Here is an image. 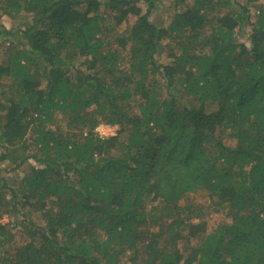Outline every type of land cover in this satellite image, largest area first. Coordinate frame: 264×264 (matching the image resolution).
<instances>
[{
    "label": "trees",
    "instance_id": "16d2710c",
    "mask_svg": "<svg viewBox=\"0 0 264 264\" xmlns=\"http://www.w3.org/2000/svg\"><path fill=\"white\" fill-rule=\"evenodd\" d=\"M2 16L0 264H264V0Z\"/></svg>",
    "mask_w": 264,
    "mask_h": 264
},
{
    "label": "rangeland",
    "instance_id": "374dc122",
    "mask_svg": "<svg viewBox=\"0 0 264 264\" xmlns=\"http://www.w3.org/2000/svg\"><path fill=\"white\" fill-rule=\"evenodd\" d=\"M163 4L168 5L169 4V0H163ZM168 7V6H167ZM160 10H161V6H160ZM165 11V10H164ZM166 18V14L165 12H159L157 14H155V16L152 18V21L155 24H159L160 22H162V20ZM134 19L130 18L129 22L124 24L122 26V28L124 27H128L131 26L133 24ZM0 24H2L4 27L9 28L10 26L13 25L12 20L8 19L5 16H2L0 18ZM248 33V31H247ZM242 40L247 41L246 38H243ZM1 52H0V61L4 58V53H3V47H0ZM96 131L99 133V135L101 137H111V136H115V131L116 128L115 127H110L108 125H100L97 127ZM227 145H233V141H227L226 142ZM209 202V197L205 194H201L198 193L194 196V203L195 204H199L200 205H206ZM182 204H184V201L181 202ZM209 211V210H208ZM206 221H207V232L210 231L211 229L215 228L216 226H218L221 223H225L228 221V219L226 218V216L223 213H206ZM2 222H6L7 219L3 218L1 220Z\"/></svg>",
    "mask_w": 264,
    "mask_h": 264
}]
</instances>
